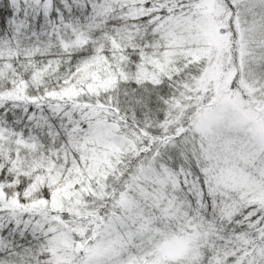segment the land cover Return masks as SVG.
Listing matches in <instances>:
<instances>
[{
	"label": "snow or ice",
	"instance_id": "obj_1",
	"mask_svg": "<svg viewBox=\"0 0 264 264\" xmlns=\"http://www.w3.org/2000/svg\"><path fill=\"white\" fill-rule=\"evenodd\" d=\"M0 264H264V0H0Z\"/></svg>",
	"mask_w": 264,
	"mask_h": 264
}]
</instances>
